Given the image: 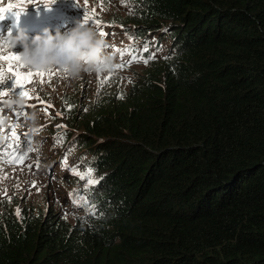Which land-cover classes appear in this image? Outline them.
Segmentation results:
<instances>
[{
  "label": "trees",
  "instance_id": "obj_1",
  "mask_svg": "<svg viewBox=\"0 0 264 264\" xmlns=\"http://www.w3.org/2000/svg\"><path fill=\"white\" fill-rule=\"evenodd\" d=\"M131 1L117 20L93 18L150 67L85 103L82 81L69 92L56 68L61 124L46 131L87 174L73 175L75 224L0 203V264H264V0Z\"/></svg>",
  "mask_w": 264,
  "mask_h": 264
},
{
  "label": "rangeland",
  "instance_id": "obj_2",
  "mask_svg": "<svg viewBox=\"0 0 264 264\" xmlns=\"http://www.w3.org/2000/svg\"><path fill=\"white\" fill-rule=\"evenodd\" d=\"M6 1L11 2L12 4L9 5H14L15 7L9 8V5L5 4ZM50 3L51 0H0V9L8 7L7 11L0 13L5 15L3 19L5 25L0 26V56L16 55L19 57L18 64L22 67L16 68V62H12V67L21 73L31 72L33 74L29 85L27 81L22 82L23 87L38 88V92L41 94L40 97L44 101L43 103L46 105L51 103L53 107L52 111L56 115V118L50 122V115L48 114L50 111L48 112V108L43 105L31 108L30 114L22 111L17 119L13 114L9 113L6 105L0 110L9 113L8 115H0V145L5 141L6 135L10 136L12 142V144L7 143L6 145H13L14 140L11 130L14 129L16 133L29 134L31 148L38 149V151L26 149L28 156L23 163L3 164L0 161V203L3 202L19 210L25 207L27 210L33 208V210H39L42 213H54L57 211L60 219L65 220L67 223L75 224V216L78 212L69 205L71 198H77L73 196L78 190L76 183L73 182L75 178L73 175H81L85 179L87 174L82 169L76 172L70 160L53 154V150L59 149L61 144L59 141L56 144L53 140L54 136L51 133V128L46 131L48 125L57 128L61 124L60 113L55 109L54 100L60 95V86L64 83L63 73L57 74L56 67H51L45 71H38L25 66L21 62L19 55L21 48L19 46L12 48L7 36L8 34L15 36L18 30H23L31 37L40 34L45 28L55 33L49 20H56L58 14L61 15L64 12V20L71 22V26L73 27H75L76 23H83L84 20L81 17H85L103 39L108 36L107 31L110 32L111 41L106 46L104 52L111 55L113 61L127 56L128 52L135 55L136 47L129 46L132 41H130L127 34L119 33L116 30V25L106 30L107 24L96 21L94 18L100 20L109 19L110 21L117 20L125 13L129 14L134 9V2L131 1L130 3L127 0L124 2H121V0H55V3H52L50 8L46 9L45 6ZM37 6L41 7L35 9ZM61 7H64L63 11L59 10ZM22 10L24 13L19 17L14 15V13ZM62 32H67V29L63 28ZM101 32L104 35H101ZM132 44H135V41ZM149 56H151V53H148L146 56L140 55L136 62L127 63L120 70L82 71L78 77L70 78L67 88H69V92H72L74 91L73 86L79 87L80 83L78 82L82 81L83 88L81 86L82 90L80 89L81 98H83L84 103L87 101L91 102L100 95L103 96L105 91H109L104 85L105 83L111 85V79L118 81L119 85L123 86L129 83L131 78L142 73L144 68L150 67L153 58L149 59L148 63H144V59ZM41 73L43 75H40ZM50 77L53 80H49ZM35 80H39L38 85H35ZM0 84H5V87H0V92L11 93L14 89H16V92H19V89H17L19 86L15 83V77L9 71V62L3 59H0ZM20 90L23 91V88ZM20 96L15 100L24 102V105H28L33 100L35 101L34 96L30 95L32 98L29 99V95H27L28 101ZM0 98L5 100L12 97L8 95L0 96ZM39 104L42 103L39 102ZM25 108L29 109L30 107ZM33 113L38 117L35 122L28 119ZM63 129H66L65 125H63ZM31 131L34 132L31 134ZM68 134L76 138V133L72 129L66 133V137L69 136ZM50 144H52L51 149H48V145ZM6 145L4 144L3 146L5 147ZM3 148H0V150ZM69 154L73 153L69 151ZM15 155L18 154L12 155L9 160L15 159ZM28 165H31V168ZM97 179L95 178V180ZM54 185L55 187H52Z\"/></svg>",
  "mask_w": 264,
  "mask_h": 264
},
{
  "label": "clouds",
  "instance_id": "obj_3",
  "mask_svg": "<svg viewBox=\"0 0 264 264\" xmlns=\"http://www.w3.org/2000/svg\"><path fill=\"white\" fill-rule=\"evenodd\" d=\"M5 4L9 5L12 3L6 1ZM40 7L41 6H37L35 9ZM52 9L55 10L53 7ZM57 19H60V16H58ZM49 21L51 22V27H53L55 33L45 28L40 34L31 37L23 30H18L15 36L8 34L7 39L10 46L12 48L17 46L21 48L19 55L21 62L25 66L38 71H45L51 67H56L57 69H62L68 76L73 78L78 77L82 71L98 72L111 66L112 57L104 52L105 40L100 37L94 29L82 26V23H76L74 28L62 33L59 31V27L53 24L55 20ZM3 25L5 24L0 23V26ZM89 27L92 26L90 25ZM27 84L29 85V81H27ZM19 96L20 95L17 97ZM26 96L27 95H23L20 97L27 100ZM41 98L42 97L40 96L35 98V101H33L35 106H32L29 103L28 105H24V102L16 100L14 106L17 109L23 108L22 111H25L27 114H30L29 112L31 111V108L38 107L39 105H45L50 108L52 107L51 103L49 105L44 104V101ZM0 101H7L4 103L3 107L6 105L9 113L13 114L17 119L22 111L20 113L12 111L13 99L2 100L0 98ZM39 102L42 104H39ZM25 107L30 108L26 109ZM28 119L35 122L38 117L33 113ZM34 131H31L30 133L32 134ZM6 140L7 143L12 144L10 136L6 135L5 141L1 145H6ZM56 142L57 141H55V143ZM10 144L0 150V161L3 164L7 163L6 161L12 156L9 155V153L12 152V145ZM48 146V149H51L52 144Z\"/></svg>",
  "mask_w": 264,
  "mask_h": 264
},
{
  "label": "snow or ice",
  "instance_id": "obj_4",
  "mask_svg": "<svg viewBox=\"0 0 264 264\" xmlns=\"http://www.w3.org/2000/svg\"><path fill=\"white\" fill-rule=\"evenodd\" d=\"M55 3V0H51V3L46 5L45 8H50L51 4ZM15 7L14 5H9V8ZM7 10L5 9H0V13L5 12ZM22 13H24V11H20V12H16L14 13V15L16 17H19ZM5 15L0 14V20L4 19ZM87 19V18H86ZM101 35H104L103 32L100 33ZM145 51H147V49H144ZM130 57L129 62H136L138 59V54H132L131 52L127 53ZM153 57L149 56L148 58L144 59V63H148L149 59H151ZM0 59H3L5 61L9 62V71L12 73V75L15 77V83L19 86L17 89H19V92H16L14 89L11 93H6V92H0V96H8L10 95L13 99V108L12 111H15L17 113H19L20 109L15 108L14 104H15V98L18 95H26L25 92H22L20 89L23 88V83L24 81H30V78L33 76V74L31 72H27V73H21L19 71L16 70V68L22 67L21 65L18 64L19 61V57L16 55H11V56H0ZM12 62H16V68L12 67ZM40 75H43L42 73ZM5 84H0V87H5ZM29 99H31L32 97L29 96ZM7 101H0V110L3 109V105L4 103H6ZM8 112H3L0 111V115H8ZM12 131V138L14 140V143L12 145V152L9 153V155H14V154H18L15 155V159L13 160H7V163H23L24 160L27 158L28 156V152L26 151V149H28L29 151H38V149H32L31 145L29 143L30 141V136L29 134L26 133H16L14 129L11 130ZM6 144H7V140H6ZM3 145H0V148H3ZM29 168H31V165H28ZM84 177L81 176V179H83ZM89 184L94 183V181L89 180L88 181ZM10 199V198H9Z\"/></svg>",
  "mask_w": 264,
  "mask_h": 264
},
{
  "label": "bare ground",
  "instance_id": "obj_5",
  "mask_svg": "<svg viewBox=\"0 0 264 264\" xmlns=\"http://www.w3.org/2000/svg\"><path fill=\"white\" fill-rule=\"evenodd\" d=\"M32 210V209H31ZM47 215V214H46Z\"/></svg>",
  "mask_w": 264,
  "mask_h": 264
}]
</instances>
